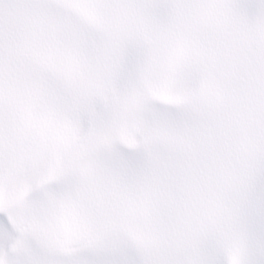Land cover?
Listing matches in <instances>:
<instances>
[{"label":"snow or ice","instance_id":"snow-or-ice-1","mask_svg":"<svg viewBox=\"0 0 264 264\" xmlns=\"http://www.w3.org/2000/svg\"><path fill=\"white\" fill-rule=\"evenodd\" d=\"M0 264H264V0H0Z\"/></svg>","mask_w":264,"mask_h":264}]
</instances>
